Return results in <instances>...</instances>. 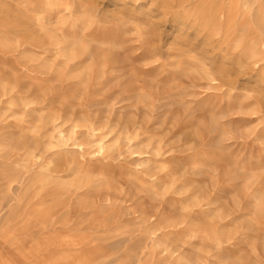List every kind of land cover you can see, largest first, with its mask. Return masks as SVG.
<instances>
[{"label":"rangeland","instance_id":"rangeland-1","mask_svg":"<svg viewBox=\"0 0 264 264\" xmlns=\"http://www.w3.org/2000/svg\"><path fill=\"white\" fill-rule=\"evenodd\" d=\"M45 1L0 0V259L264 264V57L236 63L259 29L209 38L183 17L203 0Z\"/></svg>","mask_w":264,"mask_h":264},{"label":"bare ground","instance_id":"bare-ground-1","mask_svg":"<svg viewBox=\"0 0 264 264\" xmlns=\"http://www.w3.org/2000/svg\"><path fill=\"white\" fill-rule=\"evenodd\" d=\"M119 3H121L124 7L127 8L128 6V0H118ZM134 2L138 0H133ZM150 4L153 5L156 0H150ZM171 0H162V4L166 5V3H169ZM187 0H180V3H184ZM254 3H258V12L257 15L254 16V18H249L251 8ZM55 5L53 1L46 0L45 5L43 7V11L45 12H51L52 6ZM141 6V5H140ZM143 8V5L141 6ZM244 10V14L241 15V10ZM184 13H187L183 15V17H187L190 15L196 16V18L199 20L200 26L202 30L208 31L209 38L214 37L219 34H223L222 37L228 38L231 33L233 32L236 27H239L240 25L241 29L243 31H248L250 28V25H255L259 31L262 37L264 38V0H229L228 4H225V0H203L201 5L198 7H195L191 10L187 9V7L184 10ZM152 12V8L149 7L148 10L144 11L143 14L149 15L148 13ZM183 17H178L177 20L181 21ZM237 17H240V21L237 23ZM186 19V18H185ZM183 21V20H182ZM237 23V24H236ZM234 28V29H233ZM233 29V30H232ZM232 30V31H231ZM78 44V43H77ZM77 44L71 43L70 46H68V50L64 53V55L68 58L73 56L75 53H73L77 47ZM261 41H255L250 42L246 45L245 50L239 55L237 59V65L239 67L250 65L249 60L254 59L258 57L259 55H263L262 59L264 57V48ZM73 49V50H71ZM257 62V61H256ZM226 68L221 66L219 68L220 72H226ZM259 77L257 79L258 83V89L263 90L264 89V66H262L261 70L259 71ZM0 88L3 90V95L8 94V89L3 84L0 85ZM1 97V95H0ZM1 103V100H0ZM12 104V102H10ZM13 105V104H12ZM52 119V118H51ZM52 121V120H51ZM53 122V121H52ZM54 134L50 136V139H56L57 143L66 145L69 143L70 140H72V144L79 147L81 150H83L85 143L79 142V139L75 137L74 131H69V133H66L64 129H60L58 125H54ZM94 139L88 142V144L93 148V153L98 155H104L109 152H113L114 150L119 148V142L111 143L108 142L106 139V136L103 134H94ZM51 140V141H52ZM164 167V166H163ZM165 168V167H164ZM153 177V176H152ZM151 188L153 190H157V181L152 180ZM262 202H264V198H262ZM262 206H264V203H262ZM46 211H41L38 214V217L42 220H45L47 217ZM82 250H80L78 253L70 254V255H63L59 254L56 257H52L48 259V264H57L62 262H73L72 264H82L86 259L87 255L85 254V251L81 253ZM0 264H5L0 259ZM46 264V263H44Z\"/></svg>","mask_w":264,"mask_h":264}]
</instances>
